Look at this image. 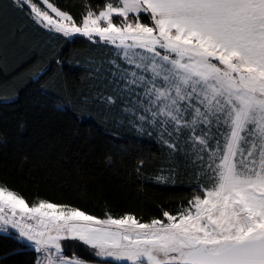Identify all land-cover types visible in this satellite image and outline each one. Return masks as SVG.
<instances>
[{
    "label": "snow or ice",
    "instance_id": "snow-or-ice-1",
    "mask_svg": "<svg viewBox=\"0 0 264 264\" xmlns=\"http://www.w3.org/2000/svg\"><path fill=\"white\" fill-rule=\"evenodd\" d=\"M13 3L50 31L115 48L104 78L116 95L104 99L152 126L211 184L177 214L141 222L29 204L0 183V238L15 230L41 264H89L64 254L69 239L127 264H264V0H106L80 23L49 0L55 18L37 0Z\"/></svg>",
    "mask_w": 264,
    "mask_h": 264
},
{
    "label": "trees",
    "instance_id": "trees-1",
    "mask_svg": "<svg viewBox=\"0 0 264 264\" xmlns=\"http://www.w3.org/2000/svg\"><path fill=\"white\" fill-rule=\"evenodd\" d=\"M49 2L80 23L89 6L98 13L106 0ZM97 41L64 37L34 23L27 6L0 0V183L29 204L47 200L101 219L175 215L204 179L157 134L140 131L123 103L104 99L116 95L104 77L117 57ZM15 236L0 238V264H36L37 251ZM66 244L69 256L119 264L96 259L80 242Z\"/></svg>",
    "mask_w": 264,
    "mask_h": 264
},
{
    "label": "rangeland",
    "instance_id": "rangeland-1",
    "mask_svg": "<svg viewBox=\"0 0 264 264\" xmlns=\"http://www.w3.org/2000/svg\"><path fill=\"white\" fill-rule=\"evenodd\" d=\"M38 2V6H40V7H42V10H47V11H49V14L50 15H53V17L55 18V15L54 14H52L51 12H50V10H48L47 9V7H46V5H44L43 3H42V0H38L37 1ZM108 2H112V3H118V0H108ZM29 9V8H28ZM30 10V9H29ZM48 29V28H47ZM55 32V31H54ZM75 36H82V35H79V34H77V35H74V36H69L68 38H71V37H75ZM94 39H98V38H94ZM115 49V48H114ZM115 53H116V49H115ZM127 113V112H126ZM128 114V116L133 120V122H135L136 123V127L138 128V129H140V131H142V130H148V133H150V132H153V133H155V134H157V137L159 138V133L157 132V131H155L154 130V128L152 127V126H149L147 123H144V122H140V121H137V120H135V119H133L132 118V116H131V113H127ZM27 139L30 141V142H32V143H35L36 141H35V139L33 138V137H31V136H27ZM203 177V182H202V184H204V183H206L204 186H209L210 184H211V181L209 180V178L207 177V176H202ZM31 222V221H30ZM10 232H12V233H15L16 235H18L16 232H15V230H10ZM20 240H22L23 242H25L26 244H28L31 248H33V249H35V246L34 245H32L30 242H27L26 240H24V239H20ZM70 241H73V242H80V243H82L83 244V242H81V241H78V240H71V239H69V240H62L60 243L64 246V254L68 257V258H73V257H75V258H79L78 256H76L75 254H73L72 256H69V255H67L66 253H65V249H68L69 248V246L66 244V242H70ZM85 245V244H84ZM87 248H88V250L91 252V254L96 258V259H99V260H103V261H109V262H114V263H119V264H123V263H127L126 261H116V260H114V259H112V258H109V257H100V256H97V255H95V253H96V250L95 249H93V248H91V247H89V246H87V245H85ZM38 253V252H37ZM41 258H42V254L41 253H38V259H37V262H36V264H41ZM81 259V258H80ZM86 261V260H85ZM87 262H89V264H107V263H102V262H90V261H87ZM109 264V263H108Z\"/></svg>",
    "mask_w": 264,
    "mask_h": 264
},
{
    "label": "crops",
    "instance_id": "crops-1",
    "mask_svg": "<svg viewBox=\"0 0 264 264\" xmlns=\"http://www.w3.org/2000/svg\"><path fill=\"white\" fill-rule=\"evenodd\" d=\"M25 243V242H24Z\"/></svg>",
    "mask_w": 264,
    "mask_h": 264
}]
</instances>
